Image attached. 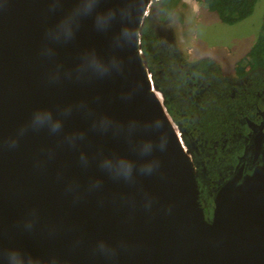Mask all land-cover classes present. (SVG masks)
Returning a JSON list of instances; mask_svg holds the SVG:
<instances>
[{
    "label": "water",
    "instance_id": "95a60500",
    "mask_svg": "<svg viewBox=\"0 0 264 264\" xmlns=\"http://www.w3.org/2000/svg\"><path fill=\"white\" fill-rule=\"evenodd\" d=\"M152 1L0 0V264H264V159L207 220L141 58Z\"/></svg>",
    "mask_w": 264,
    "mask_h": 264
},
{
    "label": "trees",
    "instance_id": "16d2710c",
    "mask_svg": "<svg viewBox=\"0 0 264 264\" xmlns=\"http://www.w3.org/2000/svg\"><path fill=\"white\" fill-rule=\"evenodd\" d=\"M182 0H155L150 6L157 10L159 20L167 19ZM208 12L226 25L248 18L257 0H197ZM139 50L156 90L163 96L164 107L183 133L182 124L197 129L206 140H218L232 132L236 120L247 112L254 92L263 82L257 70H264V28L254 45L233 67L234 80L225 77L210 58L188 61L173 45H168L154 29L149 16L139 27ZM248 76L250 87L235 84ZM201 83L198 100L191 85ZM192 91V92H191ZM192 93L190 96L189 93ZM182 137V136H181Z\"/></svg>",
    "mask_w": 264,
    "mask_h": 264
},
{
    "label": "rangeland",
    "instance_id": "374dc122",
    "mask_svg": "<svg viewBox=\"0 0 264 264\" xmlns=\"http://www.w3.org/2000/svg\"><path fill=\"white\" fill-rule=\"evenodd\" d=\"M145 12L143 17L151 18L157 34L188 61L210 58L228 78L234 77V65L250 50L264 28V0H257L252 14L233 25L220 22L215 14L208 12L197 0H182L165 20H159L157 10L150 5ZM192 93L195 97L196 94ZM182 125L190 128L187 123ZM175 127L180 132L178 126ZM180 135L189 153L183 133L180 132ZM208 182L204 181L200 188L205 197L210 193Z\"/></svg>",
    "mask_w": 264,
    "mask_h": 264
},
{
    "label": "flooded vegetation",
    "instance_id": "af4514ba",
    "mask_svg": "<svg viewBox=\"0 0 264 264\" xmlns=\"http://www.w3.org/2000/svg\"><path fill=\"white\" fill-rule=\"evenodd\" d=\"M257 72L263 86L254 92V100L248 105L247 112L244 115L241 114L240 119L236 120L229 136L218 140H206L197 129L185 128L182 125L199 191L203 182L209 181L207 184L210 187L209 195L205 197L200 192V202L205 209L207 220L210 219L211 203L216 189L235 175H238L241 180L264 159V70L260 69ZM228 79L234 80V77ZM249 81L250 78L245 76L237 79L235 84L243 88L250 87ZM201 87V83L190 86L197 100L202 94ZM256 140L259 141L260 146L258 151H255Z\"/></svg>",
    "mask_w": 264,
    "mask_h": 264
},
{
    "label": "bare ground",
    "instance_id": "6f19581e",
    "mask_svg": "<svg viewBox=\"0 0 264 264\" xmlns=\"http://www.w3.org/2000/svg\"><path fill=\"white\" fill-rule=\"evenodd\" d=\"M150 84V83H149ZM150 91L152 92V94L155 96V98H156V100L160 103V104H162L163 103V97H162V95H160L158 92H156L155 91V88H153V86L150 84ZM165 114V113H164ZM166 116V115H165ZM167 117V116H166ZM167 120L169 121V123L171 124V127H172V129H173V131H174V133H175V136H176V138L179 140V143H180V145L182 146V148H183V150L185 151V153L188 151H186V149H185V147L183 146V142H182V138H181V135H180V132L176 129V125H173V123H172V121H171V119H170V117L168 118L167 117ZM190 155V154H189Z\"/></svg>",
    "mask_w": 264,
    "mask_h": 264
},
{
    "label": "built area",
    "instance_id": "2783aa9c",
    "mask_svg": "<svg viewBox=\"0 0 264 264\" xmlns=\"http://www.w3.org/2000/svg\"><path fill=\"white\" fill-rule=\"evenodd\" d=\"M149 5H150V4H149ZM147 9H148V7H147ZM147 9H146V10H147ZM145 13H146V12H144V14H145Z\"/></svg>",
    "mask_w": 264,
    "mask_h": 264
}]
</instances>
